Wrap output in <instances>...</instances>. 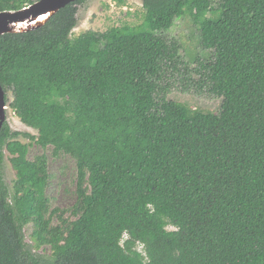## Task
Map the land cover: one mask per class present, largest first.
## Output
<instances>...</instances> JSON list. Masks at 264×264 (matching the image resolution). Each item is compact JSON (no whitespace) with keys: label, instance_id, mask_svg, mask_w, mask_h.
<instances>
[{"label":"trees","instance_id":"obj_1","mask_svg":"<svg viewBox=\"0 0 264 264\" xmlns=\"http://www.w3.org/2000/svg\"><path fill=\"white\" fill-rule=\"evenodd\" d=\"M84 1L0 35L7 104L38 131L0 132V264H264V0H142L141 24L74 35ZM187 14L216 111L167 103L190 66L166 32ZM33 142L75 160L70 207L52 206Z\"/></svg>","mask_w":264,"mask_h":264},{"label":"rangeland","instance_id":"obj_2","mask_svg":"<svg viewBox=\"0 0 264 264\" xmlns=\"http://www.w3.org/2000/svg\"><path fill=\"white\" fill-rule=\"evenodd\" d=\"M145 9L142 0H86L79 5L78 27L74 35L92 29L106 31L113 26L131 25L136 26L143 22ZM195 23L190 15H184L177 19L175 25L166 32L169 38L178 40L181 46L180 53L190 66L189 70L182 68L175 77L169 76L174 83V88L169 94V105L182 102L190 107H200L206 110L216 111L221 103V98L211 94L204 85H196L199 76L192 71L198 65L197 59L206 61L209 51L203 49L199 43V37ZM177 78V79H175ZM12 99L10 93L9 96ZM7 123L14 131H20L28 135H21L25 143L32 141L29 135H38V131L24 124L9 106L7 108ZM47 153L50 160L52 174L49 187V196L53 207L68 208L76 200V162L68 155L54 156L51 150H45L39 145L33 144L30 147L29 157L34 158L37 154ZM4 178L12 188L16 177L15 171L6 157L3 163ZM174 229V227H169ZM29 228L26 229L28 233ZM28 237V235L26 234ZM142 248V247H140ZM49 249L41 250L40 253L48 254Z\"/></svg>","mask_w":264,"mask_h":264},{"label":"water","instance_id":"obj_3","mask_svg":"<svg viewBox=\"0 0 264 264\" xmlns=\"http://www.w3.org/2000/svg\"><path fill=\"white\" fill-rule=\"evenodd\" d=\"M77 0H36L18 10L0 12V35L26 32L45 25L52 16ZM6 92L0 84V132L7 120Z\"/></svg>","mask_w":264,"mask_h":264}]
</instances>
